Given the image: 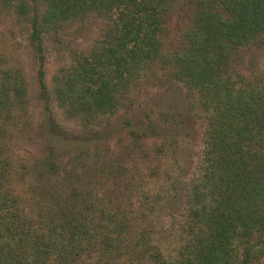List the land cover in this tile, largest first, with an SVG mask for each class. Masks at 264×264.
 I'll list each match as a JSON object with an SVG mask.
<instances>
[{"label": "trees", "instance_id": "trees-1", "mask_svg": "<svg viewBox=\"0 0 264 264\" xmlns=\"http://www.w3.org/2000/svg\"><path fill=\"white\" fill-rule=\"evenodd\" d=\"M173 1L0 0L28 24L47 109L43 35L93 13L109 24L103 39L54 80L52 95L66 118L89 131L103 116L125 108L147 73L162 71L195 93L206 124L197 174L182 186L172 180L166 197L153 201L169 208L171 217L184 206L182 221L168 228L180 242L166 257L165 231L149 225L144 214L129 218L93 189L68 194L53 186L60 167L51 145L31 165L34 205H26L12 184L17 167L5 139L7 124L22 119L13 112H25L27 86L20 70L1 69L0 264H264V79L235 77L230 70L240 50L264 47V0H196L194 24L179 48L167 50L161 34ZM142 126L131 134H161L158 124ZM56 136L69 139L65 132ZM165 148L154 153L164 157ZM83 156L90 159L91 153ZM103 166L110 174L120 168L101 165V174ZM25 168L20 165L22 178Z\"/></svg>", "mask_w": 264, "mask_h": 264}, {"label": "rangeland", "instance_id": "rangeland-1", "mask_svg": "<svg viewBox=\"0 0 264 264\" xmlns=\"http://www.w3.org/2000/svg\"><path fill=\"white\" fill-rule=\"evenodd\" d=\"M194 2L196 0L173 1L161 34L167 50L179 48L185 31L194 24ZM86 16L65 24L59 31L43 35L44 80L50 97L47 109L46 98L36 81L39 63L29 45L28 24L13 15L11 9L0 6V70H12V73L20 70L27 86L25 112H13L22 119L7 124L5 141L10 145L9 157L17 167V174L11 175L13 187L31 208L34 205L31 186L35 182L31 165L47 156L51 145L60 167L53 186L64 188L68 194L75 188L84 192L93 189L94 193L121 207L119 212L129 218L140 220L144 214L149 225L165 231L161 240L163 251L166 257L171 256L180 238L169 235L168 228L182 221L184 206L181 205L179 215L171 217L169 208L153 201L164 199L173 181L182 186L197 174L204 144L205 116L196 106L194 92L182 82L167 78L164 72L155 71V74L147 73L132 90L125 108L103 116L89 131L77 120L66 118L52 95L55 77L80 57L90 55L109 25L103 16L93 13ZM231 67L235 77L264 79V47L249 46L240 50ZM149 122L158 124L161 134L149 133L145 138L131 134L133 129L142 130V125ZM128 123L132 128H126ZM62 132L69 141L56 136ZM94 133H99L98 138L87 139ZM74 136L82 140L74 141ZM161 145L166 146L164 157L154 153ZM86 153H91L90 159L83 158ZM21 164L27 167L23 178ZM109 164L114 169L120 168L110 174L103 166V174L99 173L98 166ZM118 264L125 262L120 260Z\"/></svg>", "mask_w": 264, "mask_h": 264}]
</instances>
